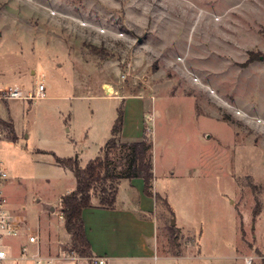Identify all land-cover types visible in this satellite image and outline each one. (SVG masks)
I'll return each mask as SVG.
<instances>
[{"label": "rangeland", "instance_id": "374dc122", "mask_svg": "<svg viewBox=\"0 0 264 264\" xmlns=\"http://www.w3.org/2000/svg\"><path fill=\"white\" fill-rule=\"evenodd\" d=\"M248 53L264 54V0H0V90L45 87L35 101L0 98L17 129L13 141L0 125L6 208L45 252L69 255L63 219L45 205L74 178L51 153L85 165L109 137L116 96L136 98L151 192L171 207L156 204V254L180 255L159 263H264V59L244 64ZM109 157L110 172L125 171L122 150Z\"/></svg>", "mask_w": 264, "mask_h": 264}, {"label": "crops", "instance_id": "0c3cea01", "mask_svg": "<svg viewBox=\"0 0 264 264\" xmlns=\"http://www.w3.org/2000/svg\"><path fill=\"white\" fill-rule=\"evenodd\" d=\"M106 85L111 87L109 84ZM111 89L113 90V87ZM116 97L123 102L124 119L121 138L124 140L139 138L144 130L145 106L143 100L127 98L126 96ZM7 118L8 116L0 117L2 120ZM10 119L16 131V120L12 114H10ZM75 155L78 157L80 164L78 153L76 152ZM122 180L126 182V188L122 194H119V186ZM74 188L75 179L72 187L68 188L64 194ZM64 194H61L54 201L47 202L45 205L46 210L50 213H54L57 210L58 217H61L60 205L56 209V203L60 202V198ZM156 207L154 198L144 193L141 178L121 179L118 183L115 205L111 208L98 205L97 199L92 198V205L84 208L81 213L84 233L90 244L92 256L105 257L107 264H161L159 260L180 257V255L163 254L158 256L156 254ZM24 243H26L25 236L0 241V247L5 248L9 254L8 264H34L30 258L26 260L16 259L19 246ZM38 245L42 256L51 257L48 264L88 263L83 257L75 260L74 256L76 254L74 252H70L69 255L62 254V252L60 254H51L47 251L45 252L39 242ZM28 248L29 254H33L37 247L35 244H28ZM15 260H17V263H15Z\"/></svg>", "mask_w": 264, "mask_h": 264}, {"label": "trees", "instance_id": "16d2710c", "mask_svg": "<svg viewBox=\"0 0 264 264\" xmlns=\"http://www.w3.org/2000/svg\"><path fill=\"white\" fill-rule=\"evenodd\" d=\"M89 48L98 54L102 51L92 45ZM261 59H264V54L248 53V58L244 64ZM123 114V102H121L117 107L116 117L110 128V136L102 146L101 153L88 160L84 166L79 164L76 155L59 157L51 153L55 164L70 171L75 179V188L61 196L59 207L63 226L69 235L70 247L68 251L74 252L79 257L92 256L90 244L84 233L82 210L92 205L93 196L97 199L98 205L113 207L116 202L118 183L121 179L141 178L144 193L153 197L156 204L159 202L168 210L171 209L168 201L161 198L159 193L151 192L153 180L151 137L147 135L144 128L143 134L139 138L122 139ZM0 125L5 128L7 136L11 140L17 139L10 120H0ZM119 149L125 154L126 168L122 173H112L110 172L109 154L111 151ZM37 152L46 153L44 150H37ZM167 230L170 237L169 246L175 249L178 246L176 243L177 229L170 225ZM171 254L179 255V252H172Z\"/></svg>", "mask_w": 264, "mask_h": 264}, {"label": "built area", "instance_id": "2783aa9c", "mask_svg": "<svg viewBox=\"0 0 264 264\" xmlns=\"http://www.w3.org/2000/svg\"><path fill=\"white\" fill-rule=\"evenodd\" d=\"M43 83H38L34 89H24L16 84H9L0 90V98L5 100H39L45 97ZM7 178V173L0 159V186ZM25 236L26 243L19 246L17 260L32 259L34 264H48L51 257H44L40 254L38 245V236L28 223L25 215L20 212H14L6 208L5 198L0 188V241L8 238ZM28 244H35L36 251L29 254ZM79 259L78 255L74 256ZM9 259V254L5 248L0 247V264H5ZM15 260V263H17ZM89 264H107V260L102 256H90L85 258ZM249 264V261H247Z\"/></svg>", "mask_w": 264, "mask_h": 264}, {"label": "bare ground", "instance_id": "6f19581e", "mask_svg": "<svg viewBox=\"0 0 264 264\" xmlns=\"http://www.w3.org/2000/svg\"><path fill=\"white\" fill-rule=\"evenodd\" d=\"M106 88H107L108 91H111V87H110V86H107V85H106ZM108 91H107V92H108Z\"/></svg>", "mask_w": 264, "mask_h": 264}, {"label": "water", "instance_id": "95a60500", "mask_svg": "<svg viewBox=\"0 0 264 264\" xmlns=\"http://www.w3.org/2000/svg\"><path fill=\"white\" fill-rule=\"evenodd\" d=\"M171 225H174V219L171 220Z\"/></svg>", "mask_w": 264, "mask_h": 264}]
</instances>
